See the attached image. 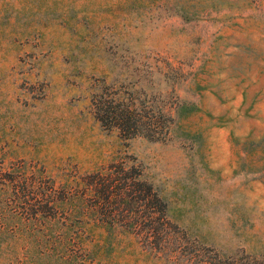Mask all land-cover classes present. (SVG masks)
<instances>
[{
    "label": "rangeland",
    "instance_id": "374dc122",
    "mask_svg": "<svg viewBox=\"0 0 264 264\" xmlns=\"http://www.w3.org/2000/svg\"><path fill=\"white\" fill-rule=\"evenodd\" d=\"M144 4L0 0V171L36 176L44 189L129 156L189 237L260 257L264 0H230L191 19ZM93 86L169 114L167 138L122 139L94 116ZM4 198L0 264H25L27 236L42 231L50 239L56 231H16L13 215L29 220L28 213ZM85 233L88 251L77 248L65 264H168L132 233Z\"/></svg>",
    "mask_w": 264,
    "mask_h": 264
},
{
    "label": "trees",
    "instance_id": "16d2710c",
    "mask_svg": "<svg viewBox=\"0 0 264 264\" xmlns=\"http://www.w3.org/2000/svg\"><path fill=\"white\" fill-rule=\"evenodd\" d=\"M157 10L176 13L184 19L198 17L204 7L218 8L230 0H147ZM91 105L94 116L109 129L117 130L122 139L146 136L155 140L167 138L172 117L155 112L131 99L115 96L108 89L92 87ZM181 110L192 106L181 105ZM44 187L36 176L28 177L15 171H0V207L8 194L15 211L28 213L29 220L19 214L14 229H48L56 231L48 239L42 231L36 238H26L25 264H65L67 256L84 246L87 231L102 227L105 237L117 232L134 234L143 248L168 264H264V255L237 251L221 253L191 238L171 221L166 200L145 176L141 164L129 156L117 155L105 165L83 174H72L62 184L54 180ZM9 219H0V241L8 230ZM58 232V233H57ZM39 242V247L32 241ZM70 245V246H69ZM188 248V249H187ZM63 254V256H62ZM85 255L84 260H92Z\"/></svg>",
    "mask_w": 264,
    "mask_h": 264
}]
</instances>
